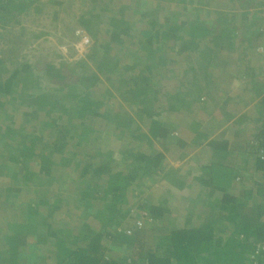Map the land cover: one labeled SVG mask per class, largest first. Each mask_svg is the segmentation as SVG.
<instances>
[{"label":"trees","instance_id":"obj_1","mask_svg":"<svg viewBox=\"0 0 264 264\" xmlns=\"http://www.w3.org/2000/svg\"><path fill=\"white\" fill-rule=\"evenodd\" d=\"M56 1L61 4L63 0ZM56 1L50 0L52 4ZM155 1L159 4L148 19H137L131 26L124 19L123 8L117 7L116 13L114 10L106 17L104 33L97 31V25L104 21L105 13L99 16L98 11H90L89 18L79 15L77 25L88 33L92 44L72 61L58 53L55 63L44 61L39 66L30 59L14 63L0 44V79L5 80V91L0 92V207L17 214L24 205L22 219L27 218L28 223L3 238L6 251L17 250L21 243L17 236L31 234L37 242L56 248L69 239L64 252L57 251L55 264H264V224L254 228L226 221L232 227L223 238L226 229L208 226L207 219L201 226H190L192 214L185 216L184 226L170 228L165 219L168 209L160 206L161 202L145 207L141 202V192L148 187L141 185L144 178L152 183L169 178L166 162L161 161L172 160V140L163 144H168L163 153L141 156L145 143L152 140L141 126L149 123L154 109L160 107L162 89L185 86L183 91L166 95L171 109L176 104L188 105V98L201 103L196 95L201 94L200 87L209 84L211 69L220 60L218 54L231 48L250 10L264 13V0H227L229 5L217 3L213 9H208L211 0ZM94 3L101 6L102 0ZM9 4H0V9L9 11ZM163 8L164 18L157 21L155 16ZM225 8L228 16L224 14V19L218 15ZM211 14L216 15L214 20H210ZM146 24L149 28L143 30ZM244 28L243 39L251 49L264 43V20H249ZM180 31L185 34L178 35ZM137 35L144 37L140 56L98 63L112 43L119 48L124 38ZM206 38L208 41H202ZM162 40L171 45L172 57L185 63L177 76L160 74L172 60L165 52L159 54ZM246 70L251 80L254 74ZM135 140L140 147L133 148ZM121 143L129 147H121ZM149 145L160 149L153 141ZM259 158L264 160V155ZM124 164L126 170L134 171L127 183L121 178ZM64 174L80 189L78 194L62 189ZM157 177L161 178L155 180ZM39 178H51L48 193L46 182ZM223 178L224 174L216 176L217 181ZM119 181L123 184L114 185ZM128 186L132 192L126 191ZM31 189L43 196L30 199L26 194ZM226 193L224 198L231 202L234 196ZM67 223L77 228V234L63 228ZM106 246L117 247L116 256L104 259Z\"/></svg>","mask_w":264,"mask_h":264},{"label":"crops","instance_id":"obj_2","mask_svg":"<svg viewBox=\"0 0 264 264\" xmlns=\"http://www.w3.org/2000/svg\"><path fill=\"white\" fill-rule=\"evenodd\" d=\"M27 1L0 0V4L10 3L9 11L6 8L0 9V44H3V51L6 50L7 57L14 63L30 59L41 66L39 62L52 61L48 59L50 56L48 52L55 58L59 53L69 60L72 57H81L91 49V37L77 25V17L83 14L85 18H89L90 11H98L100 16L99 5L95 4L94 0H78L79 5L75 9L69 7V4L75 0H63L61 4L56 0L55 4H52L50 0H32L30 4H27ZM132 1L137 2V0ZM151 1L140 0V4ZM153 1L154 5L158 6L159 3ZM256 1L253 0L252 3ZM217 3L229 5L227 0H211L208 9L217 7ZM227 10L225 8L224 11L222 10L224 13L220 14V12L218 16L226 18ZM261 12L262 10L257 13L254 9L250 10L245 17V26L249 20H256V16ZM158 14L155 16L156 20H163L164 15L162 17ZM209 17L210 20H214L216 15L211 14ZM137 19L147 20L148 15L139 16ZM145 27H149L148 24L142 29L145 30ZM244 27L240 28V32H246ZM68 29H74V32ZM93 30H91L92 34L95 31ZM34 34L42 36L35 38ZM184 34V31L178 32V35ZM85 38H87V43L83 42ZM241 38L237 31L231 48L223 49L218 54L220 60L212 68L215 69L216 77L213 76L207 86L200 87L202 92L196 95L202 99L201 103L193 102L188 98V102L190 101L188 105L176 104L171 109L166 105V95L178 90L183 91L185 86H167L162 89L159 97L160 107L154 109L151 121L144 122V125L142 123L141 129L152 138L150 141L154 142L156 148L160 147L159 150L155 149L149 145L150 141L146 142L144 145L146 149L144 148L141 155L143 158L147 154H160L159 151H164V146L168 145L163 144L167 140H172L169 144L173 150L172 160L163 159L161 161L166 162L165 168L169 172L168 180L152 183L153 181L144 178L141 184L142 187L148 186L141 192L143 206L161 202L159 205L168 209L167 215L165 214L168 226L170 224L174 226V213L177 216L181 215L182 226L185 224V216L192 214L190 219L192 225L190 226H201L207 219L208 226L212 225L214 228L223 226V229H226L221 234L225 238L229 233L227 229L232 227L226 221L251 224L254 228H260L264 224V160L259 158L260 154L264 155V100L262 101L264 96V43L251 49L246 44L247 41L243 38L241 41ZM202 41H208V39ZM208 45L210 47V44ZM75 47L76 50H74ZM165 51L161 48L162 56L165 55ZM237 52L236 58L240 62V70H234V67L228 69L232 65L233 55ZM251 58L255 60L251 61ZM175 59L174 63H177L183 70L185 63L180 61V57ZM246 69L254 74L251 80L250 76H246L248 75ZM3 83L5 80L1 78V93L5 91ZM198 83L203 85L201 80ZM10 89L12 90V86ZM15 140L19 141L17 134ZM134 143L133 148L140 147L139 141L135 140ZM120 145L124 148L127 145L129 147V144L125 143ZM134 151L137 153L136 149ZM123 170L121 178L124 179L123 183H127L134 171L126 170L125 164L121 168V171ZM217 174H224L226 180L223 178L218 182ZM160 178L157 177L155 180ZM39 179L46 182L44 188L48 193L50 184H47V181L51 178ZM63 180L62 189L64 191L74 194L80 192L79 188L75 189L77 188L75 183L65 174ZM123 183L119 181L114 185ZM32 190L34 189L26 194L30 199L43 196V193L36 195L37 192L34 193ZM126 191L132 192V186H128ZM225 191L228 195L234 196L231 202L224 198ZM19 199L22 200V194ZM0 200H2L1 196ZM23 206L17 209V214H14L13 209L9 211L7 208L0 207V264H36L35 262L55 264L58 260L57 251L64 252L63 249L69 239L67 241L64 239L66 243L62 241L56 248L53 244L37 242L35 236L31 234L19 235L17 241L21 243L17 250H5L6 245L3 238L6 239V236L11 235L16 228L23 229L28 225L27 218L22 219V214H25ZM132 210L136 209L132 207ZM140 210L143 212L145 208H140ZM32 228L29 227L28 230ZM63 228L70 230L73 236L78 232L71 223L64 224ZM110 247L113 246L106 248L104 259L116 256L118 248L111 249Z\"/></svg>","mask_w":264,"mask_h":264},{"label":"rangeland","instance_id":"obj_3","mask_svg":"<svg viewBox=\"0 0 264 264\" xmlns=\"http://www.w3.org/2000/svg\"><path fill=\"white\" fill-rule=\"evenodd\" d=\"M131 1L132 0H121V1L120 0H110V1L109 0H102V3H100L101 6H99V8H100V11L105 13L106 15L104 16V21L100 22L99 25H97V31L101 32V33L107 32L106 31L107 23L105 22V19L108 16H112L113 13H114V10H115V13H116L117 7H118V9L120 11H121L120 7L123 8L124 19H126L129 22L128 26H131L134 21H137V18L139 16H142V15H145L144 17H146L147 15L149 16V12L153 9V7H155V5H154L155 2L153 0L151 2H148V3L146 2V3H143V4H140V3L137 4V2H133V1L131 2ZM127 2H129L128 5L125 4ZM162 3H163V5H166V2L165 3L162 2ZM78 5H79L78 4V0H75V1H73V2H71L69 4V7H71V9H75L76 7H78ZM105 5H106L107 9H104ZM230 7H231V3H230ZM111 11H113V12H111ZM161 11H160L161 16L165 15V13H166L165 8H163ZM190 15H192V14L190 13ZM227 16H228V13H227ZM223 18L225 19V17H223ZM263 20H264V13H260L258 18L256 20H254V21L261 22ZM244 26H245V22H244V24H240V28H242ZM147 28H149V27H147ZM147 28L145 27V29H147ZM239 33H240V37H242V38L244 37L245 38V33L246 32L243 33V31L240 32V30H239ZM143 39H144L143 35L142 36L137 35L135 37L127 36L126 38H124V41H125L124 44L121 47H119V48H117V46H114V44L112 43L110 45L111 47L109 48L108 53L106 54V56H104V58H102V59H99L98 63H101L102 61L107 60V59H108L107 62H110V63L112 61H114L115 58L122 59L124 57V58H129L130 59L135 54H137V56H140L138 53H140V51H141L139 48H140V45L143 44ZM160 45H162L161 48H164L166 50L165 53H167L166 54L167 59H172L165 66L162 67V71H161L160 74H162L163 72L165 74H167V75H172L173 73H175V75L177 76L178 73L182 70V68L179 67V65L177 63H173L172 62L173 60H176V59H174L172 57V52H171L172 51V47H171V45L168 42L166 43L165 40H162L160 42ZM158 52L161 55V53H162L161 50H159ZM170 52H171V55H170ZM0 53H1V51H0ZM64 53H66V52H64ZM47 54L50 55V56H48L49 60H52L54 63L57 62L56 58L52 54H50L49 52ZM237 56H238V52L233 55V57H232V60H233L232 65L228 69H232V67H234V70H240V66H239L240 62L236 58ZM77 58L72 57L68 61H72V60L77 59ZM250 60L253 61L255 59L251 58ZM180 61L183 62L182 60H180ZM171 62H172V64H171ZM154 72H156V70ZM210 73H212V75L209 74L212 78H213V76L216 77L215 69H211ZM160 76L161 75H159L157 77V79ZM163 102L164 101H162V103ZM29 125L30 124H27V127H29ZM136 213H138V212L136 211ZM173 217H175L174 218L175 220H173L174 221V226L173 225L171 226V224H170L169 225L170 228H174V227L179 228L180 226L183 225V221H182L183 219H181V215L177 216L174 213ZM202 217L204 218L203 215H202Z\"/></svg>","mask_w":264,"mask_h":264},{"label":"clouds","instance_id":"obj_4","mask_svg":"<svg viewBox=\"0 0 264 264\" xmlns=\"http://www.w3.org/2000/svg\"><path fill=\"white\" fill-rule=\"evenodd\" d=\"M83 42H84V43H87V38H85Z\"/></svg>","mask_w":264,"mask_h":264}]
</instances>
